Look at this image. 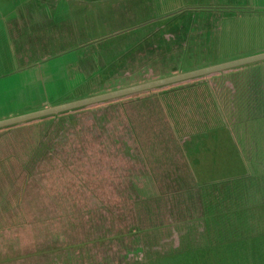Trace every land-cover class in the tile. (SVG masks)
Listing matches in <instances>:
<instances>
[{
    "label": "rangeland",
    "instance_id": "obj_1",
    "mask_svg": "<svg viewBox=\"0 0 264 264\" xmlns=\"http://www.w3.org/2000/svg\"><path fill=\"white\" fill-rule=\"evenodd\" d=\"M69 1L73 2V11L81 29H83V17H89L90 23L94 22L95 24L94 29L93 27L90 28L86 45L80 46V52L77 56L80 58L85 53V50H83L85 46L91 48L90 55L94 56L92 48L98 47V52L101 53L104 59V64L102 62L97 64L99 70L97 69L96 75L91 77L89 82L84 85L81 84L72 92L75 96L83 98L214 65L202 61L204 55L209 58L212 54L214 29L222 22L233 19L239 11L253 13V0H184L178 2L181 5H193L190 8L191 10L186 8L179 12L180 9H178V16L187 11H190L192 15L189 16L192 22L190 40L185 39L183 42L176 40L174 43H170L168 39L170 40L172 37L165 35L163 39L168 42L169 49L165 55H156L141 67L121 75L113 67L117 61L116 55L120 52H131L134 49L133 46L142 44L144 37L150 32L154 33V37L160 39L161 26L163 27L161 19L171 16L166 9L169 5L176 4L175 0H156L157 6L154 9L151 7L152 5L148 4L149 0ZM255 1L259 7H264V0ZM115 17H117V20H115ZM111 40L119 41L118 43L122 45V51L119 50L113 53L114 58L112 54L114 49L111 45H108ZM57 51H59V48H53L49 52L50 55H53ZM263 52L264 49H257L249 53L248 56ZM192 54H196V63H194ZM101 55L99 56L100 60H102ZM222 62L218 60L215 64ZM193 81L187 84L185 83L187 81H184L146 90L136 95L122 97V100L113 99L104 104L90 105L89 107L92 110L90 116L91 130L95 137L90 142L93 151L86 155H75L68 161L63 156V162L73 165L74 174L61 172L59 178L61 190L58 191L59 193L48 192V189H46L41 192L44 194L40 197V203L33 200L28 190L24 196H18V189L22 186L25 177L23 165L26 162V155L24 152L30 145L32 127L38 121L30 120L32 122L20 123L18 125L21 126L15 129L0 130V264H85L86 260L89 261V256H104L105 251L108 254L107 251H113V249H106L103 244L104 240L110 239L111 235L122 227L127 231L126 226L135 222L134 215L137 209L132 207V203H129V199L133 197H138L139 207L144 205L142 211H151L148 208H154V211L182 209L183 196H180V200H178L175 196L178 193L171 195V205L168 206V193H166L158 207H151L153 202L155 205L160 200L154 192V184L158 185V189H166L167 191L168 184L172 188L177 187L176 185L182 183L179 182L182 181L179 179L183 178L170 176L171 172L174 174L177 171L173 161L170 174L155 175L151 179L149 175L153 171L150 168H145L144 162L155 167V174L163 173L162 164L159 161L153 164L154 159L151 153L143 152L146 158L144 162L141 160L140 153L136 152L138 150L135 148L130 130H134L139 135V142L141 146L144 145V149L155 148L156 150L153 151L147 150V152H153L155 155L163 154V146L167 149L166 140L170 139V136L175 138L174 134L177 133L178 141L185 144L183 149L186 150L185 156L189 170L199 180L215 181L236 173L241 174L243 172L242 165L236 150L239 146L243 150L241 154L246 153L244 147H246L248 139L242 135H236V128L232 127L229 122L228 124L232 129L228 125L224 127V125L219 124L216 112H211L210 109L212 108V100L207 99L195 103L200 101L199 99L205 98L203 96L206 89L199 86L201 84L198 81L201 80ZM151 96L162 98L170 107L168 109L172 111V120L168 119V122L173 124L174 121L179 124L172 126L173 134L171 132L170 135L163 134L164 132L162 134L158 133L159 129L169 131L170 125L169 123L166 124V121L161 118L157 106L153 107L154 104L151 103L147 104V108L154 111L151 116L152 122L145 121L146 124L143 123V125L146 126L143 127L136 119L133 128L127 126V120L132 122L133 116L136 117L141 114L144 106L143 104L135 106V109L139 111L138 113L133 109V104L140 99H148ZM125 114L128 116H124ZM220 115L221 117L224 116L223 110L220 111ZM42 123L37 124L40 132L44 131L41 130ZM101 125H103V128H101ZM259 131L258 128L253 130L255 134H258ZM154 138L159 143L152 146L149 140ZM100 141H103V148L100 146ZM118 142L120 144H117ZM168 145H171L170 149H172L175 143H168ZM234 147H236V150ZM94 151L99 154L100 164L98 160H93ZM42 154L39 153L36 157L39 158ZM244 160L249 161V167L254 165L251 160ZM164 162L166 165L168 164V160H164ZM46 163L51 167L54 165V162L47 161ZM90 163L95 167L91 168L89 173L86 174L87 168L83 167ZM166 168L168 171L169 167ZM42 175L37 178V181L47 187L42 180ZM82 176L87 177L88 181L81 182ZM174 180L179 181L172 182ZM167 181L170 182L167 183ZM83 184L87 186L85 188L88 191L87 194H83L85 189L82 191L80 189ZM142 184H144V188ZM73 186L76 188L72 191L74 197L62 194V190L73 188ZM85 197L91 200L89 204V210L91 211H88V215L82 219L76 218L73 225L62 224L57 228L50 226L49 217L56 215L59 211H71V208L74 207L72 202L64 204V200H74L75 211H81L80 205L84 210L88 209L84 200ZM54 200H58L56 205L52 204ZM175 201L176 203L181 202V204L176 206ZM84 203H86V206H82ZM162 206L163 208H161ZM31 211H33V216ZM36 211L43 212L38 213ZM39 216H43V221L39 220ZM88 220H90L88 225L81 223ZM41 224H43V227ZM104 226L105 232H107L106 238H104ZM49 231L62 232L65 239L70 235L74 236L77 233L84 232L88 233L87 236L91 240H89L90 243L77 242L69 249L58 248L50 253L43 250H41L42 252L31 253L30 248L32 246L49 244L47 240L52 238ZM3 241L7 242L6 247H2L6 243ZM69 241L79 240L74 238V240ZM116 251L120 253L121 249L117 248ZM124 253V251H121L123 256ZM97 260L99 259L96 258V261L91 259L90 263L100 264Z\"/></svg>",
    "mask_w": 264,
    "mask_h": 264
},
{
    "label": "crops",
    "instance_id": "obj_2",
    "mask_svg": "<svg viewBox=\"0 0 264 264\" xmlns=\"http://www.w3.org/2000/svg\"><path fill=\"white\" fill-rule=\"evenodd\" d=\"M252 7L264 12L255 0ZM75 23L69 0H0V121L83 98L72 92L99 67L77 63L80 47L63 51V26ZM53 48L59 51L50 55ZM198 82L201 87L208 83ZM216 107L219 124L227 126ZM255 129L250 124L236 128V135L248 139L246 153L234 147L241 174L203 181L191 173L189 179L172 181L185 185L182 209L142 211L148 225L136 230L139 238L106 239L104 247L113 251L95 258L105 264L111 259L142 264L158 258L156 249L164 246L169 264H264V127L258 134Z\"/></svg>",
    "mask_w": 264,
    "mask_h": 264
},
{
    "label": "trees",
    "instance_id": "obj_3",
    "mask_svg": "<svg viewBox=\"0 0 264 264\" xmlns=\"http://www.w3.org/2000/svg\"><path fill=\"white\" fill-rule=\"evenodd\" d=\"M43 1V0H41ZM184 0H175L176 4L169 5L166 9L171 16L168 18L161 19V36L160 39L154 37V33L150 32L147 34L142 44H135L134 49L131 52H126L116 55L117 61L113 65L114 69L117 70L121 75L130 73L134 71L137 67H141L144 63L152 60L156 55H165L168 52V42L174 43V41L179 40L185 41V39L190 40V29L192 27V22L190 21V11L184 12L182 15L178 16L179 12L185 10L186 8L190 9L193 5H181L178 2H182ZM149 5H152L153 9L157 6L156 0H149ZM179 4V5H178ZM191 10V9H190ZM246 10V9H244ZM176 11V12H175ZM117 20V17H115ZM83 29L78 26L76 23L73 25H64L63 26V35L62 41L64 44L63 51H66L72 47H80L86 45V40L88 39V33L90 28L95 27L94 22L90 23L89 17H83ZM215 37L214 42L212 43L213 51L210 57L208 58L206 55L202 57L203 63H211L215 64L216 61L221 60L223 62L227 60H233L248 56L249 53L254 52L257 49H264V12L256 11L251 13L250 11H239L233 19L222 22L215 29ZM165 35L172 37V39H168V42L163 39ZM119 41L111 40L108 45L114 49L112 54L115 51H122L121 43ZM118 43V44H117ZM211 45V42H210ZM108 47V46H107ZM91 49V48H90ZM89 47L85 46L83 50L85 53L78 57L77 63L83 67L85 64L89 63V67L96 66L102 62L104 64L103 56L100 52H98V47L92 48L94 56L90 55ZM191 51V49H190ZM80 52V51H79ZM192 52V51H191ZM111 54V55H112ZM102 56V60H100L99 56ZM196 54H192L194 57V63H196ZM111 57V56H110ZM115 55L113 54V58ZM210 78V79H208ZM192 80H201L204 82H208L206 89L205 98H197L200 101L195 102L196 104L203 100H212V108L211 112H216V106L219 107L220 111L223 108L225 121L230 123L232 127L235 128H244L246 125L250 124V127H255L261 129L264 127V61L256 62L253 64H248L244 66H240L237 68L225 70L219 73H215L213 75L200 77ZM191 80V81H192ZM139 93H135L132 95H136ZM128 95V96H132ZM127 96V97H128ZM122 98V97H121ZM117 98V99H121ZM116 99V100H117ZM122 100V99H121ZM109 102V101H105ZM105 102H102L104 104ZM151 103L157 106L161 118L166 121V124L169 123V131L158 130V133L164 132L163 134L170 135L173 134V127L179 125L173 121V124L168 122L172 118V111L168 109L167 103L163 101L162 98L158 97H149L148 99H140L133 104V109L138 104H143V109L141 114H138L136 117L133 116V121L130 122L127 120V126L132 127L135 126L134 122L138 119V122L141 126L146 124L145 121L152 122V109L147 108V104ZM100 104V103H99ZM222 105V107H221ZM98 106V105H96ZM170 108V107H169ZM170 110V111H169ZM138 113L139 111L136 110ZM144 112V113H143ZM177 112V110H176ZM91 113L92 110L89 106L81 107L77 109H73L71 111L61 112L55 115L45 116L38 119H34L38 121L32 127V132L30 134V140L27 150L24 152L26 155V162L23 165V171L25 172V177L23 179L22 186L18 189V196H24L25 192L28 190L29 194L32 195L33 200L36 203H40L41 193L48 189V192H58L61 190L59 187L60 173L64 174L73 173V165L70 163H65L62 161V157L64 156L65 160H69L73 158L75 155L91 153L93 151V147L90 145L91 139L95 138L94 134L91 130ZM214 114V113H212ZM132 115V114H131ZM124 116H128L125 114ZM235 117V118H232ZM259 118V119H258ZM187 119V118H184ZM189 119V118H188ZM33 120V121H34ZM172 120V119H171ZM29 121L24 122V124ZM32 122V121H30ZM42 123L40 132L38 123ZM20 124V123H19ZM229 128H231V126ZM21 125L15 124L11 126H7L1 128L4 129H15ZM103 128V125H101ZM168 128V127H167ZM232 129V128H231ZM131 137L135 148L138 150L136 152L140 153V158L143 160L146 158L144 153L152 154L153 156V164L159 161L162 164L163 173L155 174V167L149 165L147 162H144L145 168H150L153 173L149 176L152 179L155 175L164 176L165 174H170V169L173 168L172 162L175 163V169L177 171L173 174L171 172L170 176L175 178H183L189 179L191 177V172L189 170L185 151L183 149L185 144H181V141H178L177 133H175V138L170 136L168 140H166V148L163 146L162 152L163 154H157L153 152H147V150H154L155 148L144 149V145L141 146L139 142V135L136 134L134 130H130ZM97 139V138H96ZM98 140V139H97ZM152 143V146H155L159 143L155 138L149 140ZM259 141V135H255V142ZM175 143V145L170 149L171 143ZM185 142V141H184ZM264 143V142H262ZM117 144H120L119 142ZM78 145L77 147H75ZM100 146L103 148V141H100ZM99 146V147H100ZM160 147L162 145H159ZM100 150V149H99ZM156 150V149H155ZM13 151V148H12ZM144 152V153H143ZM39 153H43L41 156L36 157ZM93 160H99V154L95 151ZM16 156V154L14 153ZM13 157V156H12ZM11 158V157H10ZM14 159V158H13ZM164 160H168V164L164 162ZM47 161L54 162V165L51 167L46 163ZM60 163H64L61 164ZM99 164H97L99 166ZM96 165V166H97ZM95 167V165L88 164L83 168H87L86 174L89 173L91 168ZM169 167L168 171L167 168ZM63 169V170H62ZM56 172V173H54ZM174 172V171H173ZM43 174V175H42ZM80 174V172H79ZM42 175V180L45 182V187L43 184L37 181V178ZM162 178V177H161ZM181 179V180H183ZM88 179L85 176H82L81 182H87ZM170 181H167V183ZM143 188H144V184ZM177 187H170L168 184L167 191L166 189L160 190L158 189V185L154 184V192L159 197V203L154 205L152 203L151 207L159 206L163 201L164 196L168 193V206L171 205L170 197L175 193L182 194V188L185 186L184 183H179L176 185ZM87 186L85 184L81 185V191L84 190ZM72 189V190H71ZM73 190H76L75 186L73 188H65L62 190V194L66 196H72ZM61 192V191H60ZM59 193V192H58ZM88 191L85 189L83 194H87ZM177 196V195H176ZM71 200V199H70ZM64 200V204L72 202L74 207L71 208V211H59L56 215L49 217L50 226L51 227H60L62 224L73 225L76 218L82 219L84 216L88 215L89 204L91 200L85 197V201L87 203L88 209L84 210L81 205V211H75V203L74 200ZM180 200V199H178ZM58 200L53 201V205H56ZM86 203L82 204V206H86ZM129 203H132V207L137 209L134 215L135 222L131 223L129 226H126L127 231L124 228H120L116 231V233L112 234L110 239H118V240H131L139 238L136 235V230L144 229L142 227L148 225L145 223L148 216L145 212H142L144 205H140L139 207V199L138 197H133L129 199ZM181 202L175 201V205L178 206ZM163 208V206L161 207ZM151 211H154V208H148ZM38 213H42L43 211H36ZM31 215L33 216V211H31ZM36 217V216H34ZM39 220L43 221V216H39ZM106 217L104 218L105 224ZM90 220L81 222L82 224L88 225ZM43 227V224H41ZM40 225L39 227L42 228ZM49 227V226H48ZM139 228V229H138ZM141 228V229H140ZM104 226V238L107 237V232H105ZM51 239L47 240L49 244H42L38 246H32L30 248L31 253L49 251V253L54 249H69L72 246L79 243H86L91 240L87 235L88 233L80 232L75 234L74 236L70 235L66 239L64 238V234L62 232L57 231H49ZM79 241H69L74 240V238ZM100 238V237H99ZM95 238V239H99ZM64 240V241H62ZM54 241L55 243H50ZM105 241V240H104ZM31 247V246H30ZM29 252V250H28ZM150 252V251H149ZM156 252L158 253V258L154 257L150 259L149 257L145 260V263L142 264H169V259L166 255L167 248L164 246L157 247ZM45 253V252H44ZM79 254V252H77ZM48 254V253H46ZM102 257V256H100ZM96 261L95 256L89 258V261H85V264H91L90 260ZM111 264H134L131 263H120L114 262V259H111ZM120 260V259H117ZM100 264H105L102 259L98 261ZM48 264V263H47ZM97 264V263H93Z\"/></svg>",
    "mask_w": 264,
    "mask_h": 264
},
{
    "label": "water",
    "instance_id": "obj_4",
    "mask_svg": "<svg viewBox=\"0 0 264 264\" xmlns=\"http://www.w3.org/2000/svg\"><path fill=\"white\" fill-rule=\"evenodd\" d=\"M260 61H264V52L251 55V56H246V57H242L238 59L225 61V62L218 63V64H214V65L207 66L201 69L193 70L188 73L175 75L172 77L152 81L149 83H145V84H141V85H137V86H133V87L117 90V91L107 92L104 94L87 97V98H83L80 100L64 103L62 105H58V106L46 108L43 110L34 111L28 114L20 115V116H17V117L8 119V120L0 121V128L19 124V123H24L26 121L38 119V118L45 117V116L55 115V114L65 112V111H71L73 109H77L81 107H86V106L102 103L105 101L125 97L128 95H132L135 93L143 92L146 90H150V89H154V88H158V87H162L166 85L177 84L180 82L209 76V75L219 73L225 70L237 68V67L248 65V64H253L256 62H260Z\"/></svg>",
    "mask_w": 264,
    "mask_h": 264
}]
</instances>
